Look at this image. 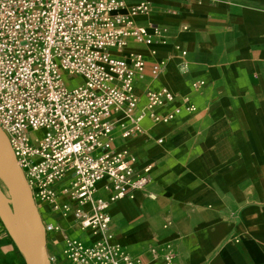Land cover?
Wrapping results in <instances>:
<instances>
[{"label":"crops","instance_id":"obj_1","mask_svg":"<svg viewBox=\"0 0 264 264\" xmlns=\"http://www.w3.org/2000/svg\"><path fill=\"white\" fill-rule=\"evenodd\" d=\"M125 1L146 2L149 12L135 22L159 32L150 43L127 38L115 53L145 60L134 79L133 114L145 107L148 90L161 88L174 92L176 103L187 97L194 110L183 104L169 122L147 113L142 131L128 138L121 131L130 119L113 115L114 145L129 150L137 170L150 166V182L110 204L112 241L144 264H163L164 249L175 264H264V0ZM155 64L162 67L154 73ZM63 181L69 178L57 186ZM0 193L8 203L1 174ZM37 204L43 221L58 226L46 233L55 264L64 262L65 237L94 239L71 217ZM6 228L14 252L0 245V259L26 264L13 222Z\"/></svg>","mask_w":264,"mask_h":264},{"label":"built area","instance_id":"obj_2","mask_svg":"<svg viewBox=\"0 0 264 264\" xmlns=\"http://www.w3.org/2000/svg\"><path fill=\"white\" fill-rule=\"evenodd\" d=\"M148 12L146 2L125 0H0V130L37 207L45 202L94 237L89 243L65 237L62 264H144L112 241L110 204L150 182V166L137 170L129 150L114 145L113 115L130 119L121 131L128 138L142 131L147 113L154 122H169L183 104L194 110L187 97L176 103L177 95L161 88L148 90L145 107L133 114L134 79L145 60L137 52L115 53L127 38L150 43L158 36L156 27L149 32L135 22ZM161 67L155 64L153 72ZM64 74L82 82L68 86ZM65 177L68 183L56 189ZM43 224L46 233L58 228ZM162 256L163 264H175L171 249Z\"/></svg>","mask_w":264,"mask_h":264},{"label":"water","instance_id":"obj_3","mask_svg":"<svg viewBox=\"0 0 264 264\" xmlns=\"http://www.w3.org/2000/svg\"><path fill=\"white\" fill-rule=\"evenodd\" d=\"M0 174L11 198L15 231L26 264H52L46 249V232L26 178L10 144L0 130Z\"/></svg>","mask_w":264,"mask_h":264},{"label":"rangeland","instance_id":"obj_4","mask_svg":"<svg viewBox=\"0 0 264 264\" xmlns=\"http://www.w3.org/2000/svg\"><path fill=\"white\" fill-rule=\"evenodd\" d=\"M63 79H65V82H73L76 81V83H81L82 82V78L78 77L76 75H69V74H64L63 75ZM72 85V84H71ZM70 86V85H68ZM66 181H63L59 186H57L58 184L55 183L54 187H62L65 184ZM0 196L3 198V196L0 193ZM4 199V198H3ZM7 199H8V203H7V207L4 204L0 203V245H3V249L7 252H14L13 247L9 246L10 245V234L6 228V224L9 226L11 225V223L13 222V217L11 219V215L9 212V208L12 214V208H11V198H10V194L7 193ZM9 204V205H8ZM13 216V215H12ZM7 220H10L7 221ZM4 243H9L4 245ZM19 256V255H18ZM21 260V259H20ZM0 264H13V263H9L8 260L3 259V256L0 259Z\"/></svg>","mask_w":264,"mask_h":264},{"label":"bare ground","instance_id":"obj_5","mask_svg":"<svg viewBox=\"0 0 264 264\" xmlns=\"http://www.w3.org/2000/svg\"><path fill=\"white\" fill-rule=\"evenodd\" d=\"M69 85L73 84L71 82H67ZM0 203L4 204L7 207V203L5 202V200L0 196ZM39 210V209H38Z\"/></svg>","mask_w":264,"mask_h":264}]
</instances>
